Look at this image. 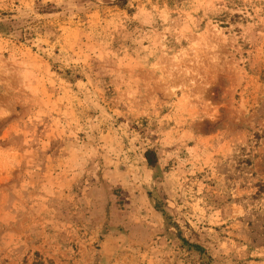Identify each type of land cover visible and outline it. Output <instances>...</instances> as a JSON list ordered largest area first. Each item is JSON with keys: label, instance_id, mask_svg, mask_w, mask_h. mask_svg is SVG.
I'll use <instances>...</instances> for the list:
<instances>
[{"label": "rangeland", "instance_id": "obj_1", "mask_svg": "<svg viewBox=\"0 0 264 264\" xmlns=\"http://www.w3.org/2000/svg\"><path fill=\"white\" fill-rule=\"evenodd\" d=\"M0 264H264V0H0Z\"/></svg>", "mask_w": 264, "mask_h": 264}]
</instances>
